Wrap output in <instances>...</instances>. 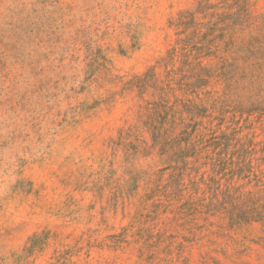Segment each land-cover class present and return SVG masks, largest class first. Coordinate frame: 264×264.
Instances as JSON below:
<instances>
[{
	"label": "rangeland",
	"instance_id": "obj_1",
	"mask_svg": "<svg viewBox=\"0 0 264 264\" xmlns=\"http://www.w3.org/2000/svg\"><path fill=\"white\" fill-rule=\"evenodd\" d=\"M0 264H264V0H0Z\"/></svg>",
	"mask_w": 264,
	"mask_h": 264
}]
</instances>
